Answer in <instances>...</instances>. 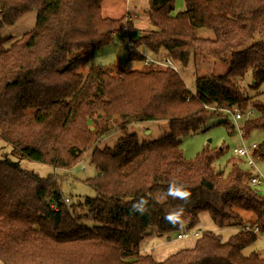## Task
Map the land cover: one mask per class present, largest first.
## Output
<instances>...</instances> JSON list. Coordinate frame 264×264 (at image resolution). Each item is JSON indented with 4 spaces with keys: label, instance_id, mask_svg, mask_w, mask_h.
<instances>
[{
    "label": "trees",
    "instance_id": "trees-1",
    "mask_svg": "<svg viewBox=\"0 0 264 264\" xmlns=\"http://www.w3.org/2000/svg\"><path fill=\"white\" fill-rule=\"evenodd\" d=\"M104 0H0V137L21 160L67 170L91 151L95 178L85 182L96 196L69 207L63 178L41 177L9 157L0 158V261L4 264H264L258 252L244 254L264 235V194L251 185L252 172L234 156L224 168L217 161L226 148L206 146L184 158L182 139L204 129L212 116L251 107L243 137L264 130V0H149L152 29L133 41L130 57L167 54L176 65L198 59L225 61L223 75L197 76L188 90L179 72L156 65L127 70L95 65L93 52L110 44L122 18L103 14ZM36 11L34 28L19 39L3 38L12 26ZM86 71L84 72V70ZM251 76L250 97L243 82ZM104 125H99L98 121ZM113 147L100 149L96 137L114 131ZM166 122L169 134L140 140L128 126ZM225 124L229 125L227 121ZM114 126V125H113ZM94 127V130H91ZM232 128V126H231ZM252 156L264 162V140ZM219 168V169H218ZM183 186L187 199L168 194ZM144 201L146 211H133ZM78 208L88 214L80 216ZM249 224L226 241L206 231L191 249L157 262L141 255L150 236L191 231L208 213L223 229ZM179 213L170 221L166 217ZM85 220L95 223L88 228ZM246 226V225H245ZM258 229V233L254 230Z\"/></svg>",
    "mask_w": 264,
    "mask_h": 264
},
{
    "label": "rangeland",
    "instance_id": "rangeland-1",
    "mask_svg": "<svg viewBox=\"0 0 264 264\" xmlns=\"http://www.w3.org/2000/svg\"><path fill=\"white\" fill-rule=\"evenodd\" d=\"M110 7L111 8L108 9L110 12V16L117 17L122 14V25H124V23L126 22L127 16L134 17H132L133 22L129 23L130 35L133 41L140 35H142V31H146L151 28V22L147 13L149 0H117L113 4H111ZM184 7V0H175V8L179 9L178 11H182ZM36 19L37 12H29L21 17L14 25L4 26L1 34L5 39H19L34 28ZM134 26H136L135 28L137 29H134ZM119 38L120 36H115L114 40L110 44L96 49L93 52L92 63L101 66L116 65L127 70H133L142 69L147 66V64L144 62L146 60V56L159 60L164 57H168L167 54H162L163 57H151L152 55H149L147 53L148 55L141 54L143 60L139 58L133 59L130 57V49L122 47L119 43H116L115 39ZM140 49L141 48H138V50ZM230 61V58H227L225 61H210L198 59V68H196L193 62H191L187 66L177 65V68L188 90L194 91L195 80L197 76L223 75L229 71ZM85 71L86 69L84 70V72ZM250 84L251 76H247V78L243 82V87L248 92L249 96L253 97L255 93L249 90L248 87ZM260 92L262 93V95L260 96L259 100L264 102V84L262 85ZM255 117L256 116H254L253 119ZM227 121L230 123L229 125L225 124V122ZM98 124L100 126L104 125L105 120L103 123L101 121H98ZM117 124L118 126L115 125L114 122L109 123V126L112 127L114 131H111L104 137H96L95 146L100 149L104 148L105 146L113 147L116 143V140L121 136L122 133L118 130L120 124L119 121H117ZM231 124H234V120L232 118V115L229 113L225 112V115L210 117L204 129L200 130L196 134L185 136L182 139L181 149L183 151L184 158L187 160L194 159L206 146H209L212 149L224 147L226 148V151L216 163L220 168H224L227 164V161L235 156V154L233 153L234 148L250 146L252 143H260L264 140V130L254 131L251 134L250 138L247 139L244 138L243 135L241 136L238 131V128L242 125V121H239L237 127H235L234 129L231 128ZM127 129L129 130V132L137 133L140 140L146 141H153L165 136L166 134H169V128L166 122L135 123L128 126ZM91 130L93 131L94 127H91ZM12 149V146L0 137V158L9 157L10 159L17 161L23 169L29 172L37 173L44 178L51 174L57 175L59 178H63V181L61 183V191L64 200L69 207H71L72 205H76L79 201L84 200L86 197L94 198L96 196L94 190L89 187L85 181L95 178L97 176V171L91 164H89V162L88 164H85V169H82V164L87 161L86 157H88L91 162V151L84 153V156L82 158L83 161L77 163L71 169L56 170L54 167L45 165L43 163L34 162L27 159L21 160L14 154ZM255 162L257 165V170L262 175H264V162ZM244 167L245 169L250 170L246 164L244 165ZM251 172L254 173L253 170H251ZM255 188L258 192L264 194V183ZM76 213H78L80 216H85L88 214V210L86 208H78ZM243 214L245 215L244 217L247 219V221L243 222L242 225L234 224L227 230L217 228L208 217V215L204 214L208 219L207 221H209V224H203V226H205L204 230H215L222 236L223 240H227L233 233H235V230L239 231L242 227H244V229H247L249 224L253 221L254 216L252 214L247 212H244ZM84 224L88 228H93L95 226V223L91 220H85ZM193 240L195 241V239ZM252 252H258L260 256L264 258V235H260L254 245L247 247L244 250L245 255H249ZM0 264H4V262L0 261Z\"/></svg>",
    "mask_w": 264,
    "mask_h": 264
},
{
    "label": "built area",
    "instance_id": "built-area-1",
    "mask_svg": "<svg viewBox=\"0 0 264 264\" xmlns=\"http://www.w3.org/2000/svg\"><path fill=\"white\" fill-rule=\"evenodd\" d=\"M132 17L127 16L126 22L124 23V25H122L121 29L115 34V36H120L119 39H115L116 43H119L120 46L128 48V49L133 48V40L130 35V26H129V23L133 22L134 17L133 18ZM144 62L147 64V66L156 65L159 67L170 68L178 72L177 65L172 61V59L169 56L164 57L160 60L146 56V60ZM228 113L232 115V118L234 120V124H231L233 129L237 127L239 121H242V125L238 128V131L241 136L243 133V123L247 120L252 119L255 116V111L251 107H249L245 111H242L236 108L232 112H228ZM256 147H257V144L253 143L250 146L237 147L233 149V153L235 154V156L243 159L244 163L248 166V168L250 170H253L254 173H252L251 185L254 187L260 186L264 183V175H262L257 170V165L255 162L256 160L252 156V152ZM86 158H87L86 159L87 161H85L84 164H82L83 170L86 167L85 164H88V162H90V159L88 157ZM245 230L251 231V228L248 226L247 229ZM254 233H258V229H255ZM189 236H194L195 238H199L201 234L199 232L192 231V230L185 231L183 233H180L178 235V238L184 239Z\"/></svg>",
    "mask_w": 264,
    "mask_h": 264
},
{
    "label": "crops",
    "instance_id": "crops-1",
    "mask_svg": "<svg viewBox=\"0 0 264 264\" xmlns=\"http://www.w3.org/2000/svg\"><path fill=\"white\" fill-rule=\"evenodd\" d=\"M115 1L117 0H104L103 2V14L104 16L106 17H110V18H114V19H120L122 18V14L117 16V17H114V16H110V12L108 9H110L111 7V4H113ZM181 9V8H180ZM179 9H176L175 8V11L173 14H176L177 12H180L178 11ZM106 13V14H105ZM148 13V12H147ZM136 20V18H135ZM136 26H134V29H137L135 28ZM152 29L149 28L148 30L146 31H142V35H146V33L148 31H150ZM139 52L143 55H146L147 53L150 55V53L144 49V48H141L139 50ZM147 54V55H148ZM152 55V54H151ZM164 55V54H163ZM162 56V55H161ZM153 57V55L151 56ZM163 57V56H162ZM147 132H150V131H147ZM253 144V143H252ZM257 144V143H256ZM204 214H207L208 217L210 218L209 214L208 213H202L200 215V223L197 227H195L194 229H192V231H197L199 233H203V232H206L205 229V226H203V224L205 223H208L209 224V221H207V217L206 215ZM211 219V218H210ZM209 219V220H210ZM212 221V220H211ZM203 222V223H202ZM212 224V223H211ZM214 224V223H213ZM186 226H184V228L182 229L181 232H178V233H172L168 236H165V237H158V236H150L148 238H146L140 245V248H139V252L141 255H151L157 262H163L165 261L167 258H169L170 255L180 251V250H183V249H191L195 246L196 244V240L198 238H195L194 236H189L187 238H184V239H179L178 238V235L180 233H183L186 231ZM229 227H225L223 228V230H227ZM212 229V228H211ZM208 231H211L217 235H220L218 234V232H216L215 230H208ZM238 232L237 230H235V233ZM234 234V233H233ZM221 236V235H220ZM259 234H258V238H259ZM222 237V236H221ZM195 239V241L193 239ZM223 239V238H222ZM226 241V240H224Z\"/></svg>",
    "mask_w": 264,
    "mask_h": 264
},
{
    "label": "clouds",
    "instance_id": "clouds-1",
    "mask_svg": "<svg viewBox=\"0 0 264 264\" xmlns=\"http://www.w3.org/2000/svg\"><path fill=\"white\" fill-rule=\"evenodd\" d=\"M168 194L174 198H182V199H187L191 195V193L189 191L185 190L183 186L178 187L176 185H172L169 188ZM132 210L133 211H139L141 213L146 211V209L144 207V201H141L139 203H134L132 206ZM166 218L169 219L170 221H175L179 218V213H173Z\"/></svg>",
    "mask_w": 264,
    "mask_h": 264
}]
</instances>
